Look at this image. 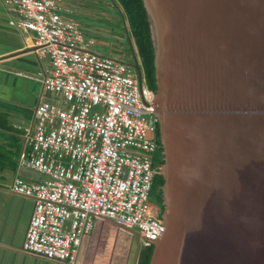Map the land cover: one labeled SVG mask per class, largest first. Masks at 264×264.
Returning a JSON list of instances; mask_svg holds the SVG:
<instances>
[{"label": "water", "instance_id": "1", "mask_svg": "<svg viewBox=\"0 0 264 264\" xmlns=\"http://www.w3.org/2000/svg\"><path fill=\"white\" fill-rule=\"evenodd\" d=\"M144 3L165 159L149 264H264V0Z\"/></svg>", "mask_w": 264, "mask_h": 264}, {"label": "built area", "instance_id": "2", "mask_svg": "<svg viewBox=\"0 0 264 264\" xmlns=\"http://www.w3.org/2000/svg\"><path fill=\"white\" fill-rule=\"evenodd\" d=\"M4 3L18 14L11 24L32 31L35 51L49 59L40 74L53 96L39 101L32 122L18 125L11 188L35 202L23 249L73 262L96 217L138 231L144 247L154 245L164 227L150 202L162 171L153 161L154 91L124 59L92 50L95 39L71 16L69 0ZM23 170L34 179L22 177Z\"/></svg>", "mask_w": 264, "mask_h": 264}, {"label": "crops", "instance_id": "3", "mask_svg": "<svg viewBox=\"0 0 264 264\" xmlns=\"http://www.w3.org/2000/svg\"><path fill=\"white\" fill-rule=\"evenodd\" d=\"M69 2L75 7L73 0ZM17 17L18 14L8 8L4 0H0V113L5 114L7 124L12 127V131H15L21 141L18 125L32 122L34 109L39 101L53 96L45 90L40 74L49 67V59L40 57L35 51L32 31L11 24L10 20ZM122 21L124 23L123 17ZM126 28L128 29L127 23L121 27L122 32L126 33ZM116 30H118L116 37L120 38L122 32L120 28ZM102 31L105 32L104 29ZM124 49L122 55L121 51H111L110 55L131 63L133 58L129 57L131 54L126 52L127 48ZM19 117H24L26 120L16 121ZM11 120L15 122L11 124ZM0 131L5 130L0 128ZM0 172V227L7 228L9 234L16 232L15 245H17L0 243V264H139L144 248L140 233L130 231L131 229L103 217H96L94 229L82 236L81 245L73 262L47 259L25 251L23 243L34 209V198L12 190L11 181L16 171L12 174L6 166L0 167ZM21 175L28 180L34 179V175L26 170L21 171ZM2 177L7 178V184H3ZM28 200H30V212L29 216L24 217ZM114 231L121 232V236L117 234L113 239ZM4 239L9 241L10 238L7 236Z\"/></svg>", "mask_w": 264, "mask_h": 264}, {"label": "rangeland", "instance_id": "4", "mask_svg": "<svg viewBox=\"0 0 264 264\" xmlns=\"http://www.w3.org/2000/svg\"><path fill=\"white\" fill-rule=\"evenodd\" d=\"M73 2L75 4V9L71 16L80 22L87 37H93L95 39V44L92 46V50L101 54L105 53L109 55L111 51H121L120 54L122 55L125 50L124 48H127L126 52H129V54H131L129 57L133 58V50L130 48V42L125 38L127 37V33L122 32L121 30L124 23L122 21V14L116 4V0H73ZM118 28H120V31L122 32L120 33V38L116 37V33L118 32L116 29ZM103 29L105 32L102 31ZM111 30L114 31L112 32ZM116 54L118 55L119 53ZM22 120L26 119L24 117H19L16 121L22 122ZM10 122L13 124L15 121L11 120ZM0 140V151L5 153V160L8 161L7 167L13 174V171H16L17 168L18 150L21 147V141H19L14 130L0 131ZM6 180V177H2L1 179L3 184H7ZM150 202L154 209H157L160 213L161 209L157 208L159 204L154 195L151 197ZM26 207L27 210L25 211L24 217H27V215L29 216L30 200L27 201ZM117 234L119 237L121 236V232L117 233V231H114L113 239H115Z\"/></svg>", "mask_w": 264, "mask_h": 264}, {"label": "trees", "instance_id": "5", "mask_svg": "<svg viewBox=\"0 0 264 264\" xmlns=\"http://www.w3.org/2000/svg\"><path fill=\"white\" fill-rule=\"evenodd\" d=\"M118 2V8L122 14L124 20H126L129 30L135 39L142 65L144 68L145 79L149 88L154 92L157 90V78H156V66H155V46L152 37L151 23L149 14L145 6L144 0H116ZM0 128L3 130H12V127L7 124V118L5 114L0 113ZM158 137L160 146L153 155L154 163L165 162L163 146L160 138V128L158 125ZM1 145V144H0ZM1 147V146H0ZM19 151V150H18ZM19 154V152H18ZM5 160V153L0 151V167L5 168L7 166ZM164 177L162 174L156 175L151 190L150 199L154 195L157 203L160 206V213L163 214V189ZM154 245L146 247L140 256L139 264H149L153 253Z\"/></svg>", "mask_w": 264, "mask_h": 264}, {"label": "clouds", "instance_id": "6", "mask_svg": "<svg viewBox=\"0 0 264 264\" xmlns=\"http://www.w3.org/2000/svg\"><path fill=\"white\" fill-rule=\"evenodd\" d=\"M117 2V1H116ZM117 4V6H118V2L116 3ZM75 5V4H74ZM72 8H73V10L75 9V7H73L72 6ZM127 22H126V20H124V24H126ZM127 29V28H126ZM127 38H128V40H129V38L131 39V43H130V48L132 49H134V53H135V55H136V57L138 58V56H139V58H138V61H139V63H140V66H141V69H142V77L144 78V80H145V83L147 84V82H146V79H145V74H144V72H143V68H142V61H141V57H140V54H139V51H138V48H137V45H136V43H135V39H134V37H133V35L131 34V32H130V30H129V27H128V29H127ZM129 42H130V40H129ZM136 49H137V51H136ZM134 53H133V58H134ZM138 53V54H137ZM127 62V61H126ZM133 61L131 62V63H129V64H131L132 66H134L133 64ZM136 69V68H135ZM137 71V70H136ZM137 73H138V71H137ZM151 89V88H150ZM155 93V92H154ZM159 146H160V142H159ZM163 165V164H162ZM17 169V168H16ZM15 176V175H14Z\"/></svg>", "mask_w": 264, "mask_h": 264}, {"label": "flooded vegetation", "instance_id": "7", "mask_svg": "<svg viewBox=\"0 0 264 264\" xmlns=\"http://www.w3.org/2000/svg\"><path fill=\"white\" fill-rule=\"evenodd\" d=\"M141 65H142V64H141ZM142 68H143V65H142ZM143 72H144V68H143ZM156 206H157V204H156ZM158 207H159V206H157V208H158ZM141 237H142V236H141ZM141 239H143V238H141ZM142 241H143V240H142ZM142 247H144V246H143V243H142ZM145 248H146V247H144L143 250H144Z\"/></svg>", "mask_w": 264, "mask_h": 264}]
</instances>
